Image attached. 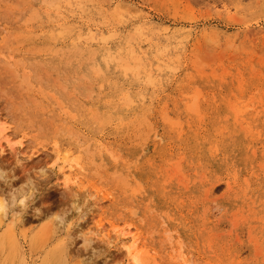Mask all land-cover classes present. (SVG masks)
<instances>
[{"label": "rangeland", "instance_id": "374dc122", "mask_svg": "<svg viewBox=\"0 0 264 264\" xmlns=\"http://www.w3.org/2000/svg\"><path fill=\"white\" fill-rule=\"evenodd\" d=\"M263 28L264 0H0V129L26 138L0 140V194L35 189L0 219V264H130L111 221L144 264H264Z\"/></svg>", "mask_w": 264, "mask_h": 264}, {"label": "bare ground", "instance_id": "6f19581e", "mask_svg": "<svg viewBox=\"0 0 264 264\" xmlns=\"http://www.w3.org/2000/svg\"><path fill=\"white\" fill-rule=\"evenodd\" d=\"M123 5V3L121 2H118L117 3V7H121ZM223 9H227V7L225 5H223ZM225 13H228V12H225ZM148 22H146L147 24ZM146 24H143V25H146ZM65 27V26H64ZM147 28V26L145 27V29ZM154 27H149L148 30H150V32H152L151 29H153ZM264 29V28H263ZM255 31V30H254ZM264 31V30H263ZM149 32V33H150ZM262 33V32H261ZM51 34V33H50ZM110 34V33H109ZM113 34V33H111ZM133 34V33H132ZM257 34H260V32H253V31H248L246 32V35H248L249 37H255ZM93 34H91L90 37H92L91 39H93L94 36H92ZM264 36V34H262ZM96 36V35H95ZM89 37V38H90ZM109 37V36H107ZM111 37V35H110ZM154 37V36H153ZM101 38V37H100ZM130 38V37H129ZM86 39V38H85ZM103 39V38H102ZM127 40V39H126ZM132 47V46H131ZM130 49V47H129ZM131 51V49H130ZM132 53V52H131ZM144 54V53H143ZM162 54V53H161ZM160 54V55H161ZM111 57L110 58H113V54H110ZM11 56V55H10ZM130 56V55H128ZM8 57V56H7ZM139 56L137 55V58ZM15 58V57H13ZM106 58V57H105ZM108 57V60L110 59ZM119 58V56H118ZM133 58V57H132ZM134 58H136L134 56ZM120 60L121 57L119 58ZM139 59V58H138ZM105 60V59H104ZM115 60H118V59H115ZM137 60V59H136ZM133 61V60H132ZM160 61V60H159ZM135 63H137V61L135 62V60L133 61ZM5 63H8L6 60H5ZM106 64V62H104ZM110 63V62H109ZM150 63V62H149ZM124 64V63H123ZM107 65V64H106ZM129 65V64H128ZM138 66V65H137ZM120 67V66H119ZM122 67V66H121ZM125 69L127 70V67L124 65ZM131 66L129 65L128 68H130ZM131 69V68H130ZM142 69V68H141ZM122 68V71H126ZM137 70V69H136ZM138 71V70H137ZM32 72V71H31ZM97 72V71H96ZM28 76V75H27ZM81 76V75H80ZM128 99V97H127ZM130 99V98H129ZM126 101V100H125ZM128 101V100H127ZM129 102V101H128ZM131 102V101H130ZM192 106L187 104V108L192 110L191 108ZM186 108V109H187ZM248 108V107H247ZM245 107V109H247ZM244 108L242 110H240V115L239 116H242L243 113H244ZM257 111V110H256ZM165 112V111H164ZM72 114V113H71ZM162 116H163V120H165L167 123L169 122L170 124V118L166 115V112L163 114L162 113ZM258 116V113H256L255 117ZM237 117H235V119H237ZM174 121V120H172ZM176 125H178V121L176 122ZM171 126V125H170ZM176 127V126H175ZM14 137H16L14 134H8L7 131H5V129H0V140L2 139V142L3 143H7V144H12V143H17V147L19 149H21L23 147V144H24V137H20L19 139H17L16 141L14 140L13 142H11ZM1 142V143H2ZM53 155H54V158H56V160H60V164H59V167H58V174H57V179L60 181L62 180V183L65 184V186H67V184L69 182H73V184L76 182H80L81 184H84V182L82 183V174H81V163H80V160H79V156L76 155V152H78L79 149H77L76 147L74 146H70V145H63V144H60V143H53ZM12 147V146H11ZM16 147V146H15ZM215 148V147H214ZM252 154H254V151H252ZM32 155V154H31ZM182 157V154L181 156ZM58 158V159H57ZM169 163V162H167ZM170 164V163H169ZM177 164V163H176ZM262 165V164H261ZM177 166V167H176ZM178 164L173 166L171 169L177 170L178 168ZM173 170V171H174ZM170 173V171L168 172ZM176 173V172H175ZM178 173V172H177ZM171 174V173H170ZM173 174V173H172ZM180 174V172H179ZM182 175V174H180ZM172 177V175H171ZM179 177V176H178ZM181 177V176H180ZM227 177V176H226ZM224 178V177H223ZM179 179V178H178ZM238 179V178H237ZM169 180V178H168ZM245 180V178L243 179ZM166 182V181H164ZM235 182V181H234ZM227 183V186L229 185V182H226ZM247 183V182H246ZM72 184V183H71ZM8 185V184H7ZM64 186V185H63ZM73 186V185H72ZM78 186V184H77ZM84 187V186H82ZM66 188V187H65ZM90 190H91V193H95L97 194L100 190H99V187L93 185V184H90L89 186ZM84 189V188H83ZM86 189V187H85ZM84 189V190H85ZM68 198V197H67ZM65 199V198H64ZM66 200V199H65ZM84 216V215H83ZM18 218V216H17ZM13 219V218H12ZM22 220V219H21ZM17 221V220H16ZM16 221H12V223L10 224L11 225V228H14V226L16 225H21L22 226V222H16ZM10 223V222H9ZM61 224V223H60ZM7 225V224H6ZM24 225V224H23ZM68 227V226H67ZM6 228V226H5ZM104 225L102 223H97L96 225H94V227H91L88 229V231L86 232V236H87V240L88 241H92L93 239L92 238H95L99 235H101L102 231L104 230ZM107 228V227H106ZM10 229V228H9ZM108 229V228H107ZM8 230V229H7ZM10 232V231H9ZM131 226L130 225H125L124 227H120V224L119 222H109V230L107 231V233H105V236L103 235V237L107 240V242L110 244V243H121V245L124 247L123 251H125V255L128 259V261L130 262V264H144L142 258L143 256L147 255L148 254V250L147 248H144V244L142 242V235L140 232H137V233H131ZM12 233V232H11ZM113 238H117L118 240L117 241H113ZM15 240V239H14ZM63 242V241H62ZM60 242V243H62ZM85 242V241H84ZM58 243V242H57ZM56 243V244H57ZM86 243V242H85ZM55 244V243H54ZM63 244V243H62ZM61 244V245H62ZM12 245V244H11ZM60 245V246H61ZM13 246V245H12ZM58 246V244H57ZM63 247V246H62ZM209 247V246H207ZM12 248V247H11ZM60 248V247H59ZM62 249V248H61ZM60 249V250H61ZM13 250V248H12ZM59 250V249H58ZM60 254V253H59ZM178 255V254H177ZM60 256V255H59ZM180 256V255H179ZM176 257V256H175ZM62 260V259H61ZM65 260V259H64ZM178 260V258H177ZM49 263V262H48ZM11 264V263H10ZM65 264V263H64ZM166 264H176L174 261H169L168 263Z\"/></svg>", "mask_w": 264, "mask_h": 264}, {"label": "clouds", "instance_id": "9594fccd", "mask_svg": "<svg viewBox=\"0 0 264 264\" xmlns=\"http://www.w3.org/2000/svg\"><path fill=\"white\" fill-rule=\"evenodd\" d=\"M7 174L4 170L0 169V181L8 183ZM34 186L32 179H27L23 184L18 187V191H10L7 196L0 194V219H8L10 216H20L30 206V201L33 200ZM77 211L76 205L72 206ZM19 209V210H17ZM36 213L40 212L39 209H35ZM57 221L63 223L64 218L57 215L55 217Z\"/></svg>", "mask_w": 264, "mask_h": 264}]
</instances>
